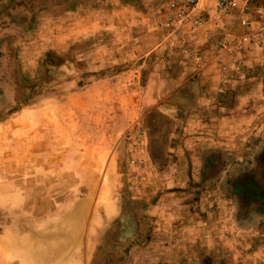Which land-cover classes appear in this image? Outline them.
I'll return each instance as SVG.
<instances>
[{"label":"crops","instance_id":"1","mask_svg":"<svg viewBox=\"0 0 264 264\" xmlns=\"http://www.w3.org/2000/svg\"><path fill=\"white\" fill-rule=\"evenodd\" d=\"M49 1L52 2L51 6H49ZM62 1L43 0L40 8L45 14L43 16L56 20L55 18L60 15L66 4L71 12H76L82 0ZM165 1L159 6L156 2L153 3L161 16L155 18L154 23L151 20L144 21L143 26L140 25V27H145V29H140L142 32L152 31L154 32L153 37L157 35L156 32L163 31L164 37L169 36V31L159 26L160 21H165L169 15H172L166 8L168 0ZM93 7L94 5L91 6ZM235 17H237L235 22H231L232 16H230L225 23L216 26V29L235 28L242 29L244 33L246 29L240 26L239 16ZM145 23L147 24L144 26ZM210 29L209 25H205L194 36L189 35L187 29H177L169 36L178 38L173 49L168 44V47L163 48L159 45L149 53V56L143 55L150 48L148 41L150 36L148 39L146 36L141 38L135 48L119 49L117 55L111 57H103L105 53L102 51L100 57L96 58L87 56L89 52L93 53L97 46L92 48L90 41L81 42L78 39L79 34L91 38L93 33L97 32L96 29H69L70 42L65 43L66 47L61 44L64 41L61 35L52 37V42H55L53 47L62 48V45L69 53L81 51L84 46L86 55L81 58L82 65L87 67L84 76L92 79V84L81 94H84L86 98L102 100L99 103L96 100V106L90 107L91 111L88 113L89 117L85 124V127L93 130L90 135L78 134L76 121L70 119L68 126L62 128L58 123H54L53 139L44 141L42 144L43 151L48 144L54 146L62 144L65 147L64 153L69 152V157L63 161L66 164H61V161H57L53 155H51L53 157H45V153L42 152L43 162L48 164L47 167L44 165L43 169L38 171L39 180L36 188L40 190L43 187L44 190L46 189L44 194H52V198L42 200V204L39 202V209L41 206L44 208L50 206L51 201L57 198L56 195L70 194L72 200L60 215L39 220L37 224V244L40 253L38 258L47 256L54 261L62 258L63 261L60 264H75V259H81L82 264H126L129 257L135 259L136 253L144 250L141 243L154 242L157 244L167 241V238L164 239L160 235L163 233H161L163 229H160V226L168 225L169 213L176 209L174 205H171L173 203L169 205V199L177 195L186 198L187 201L183 203L187 204L186 206L191 203L197 208H203L204 202H208L209 208H212L220 203L210 195L223 193L228 198L237 201L239 209L264 210V99L257 92L237 90V83L242 84L239 82L252 81L256 78V80L263 79L264 73L259 77L253 74L247 79L248 69H245L246 65L242 63L245 69L244 80L239 81L235 72L229 70L222 85L221 67L214 61L217 51L206 39V35L211 32ZM13 30L15 29H9L8 32ZM59 30L57 29L55 33L59 34ZM103 30L101 33L110 29ZM1 34L0 40L2 41L6 34L2 32ZM218 34L220 32H216V38H222ZM71 38L74 39L71 40ZM15 39H12V46H16ZM30 44L32 46L33 43ZM201 44L207 53L204 51L200 53L202 59L207 62L204 68H200L196 62L188 61L187 57L181 54L182 49L189 48L194 52L196 46L200 47ZM244 53L249 52L245 49ZM174 54H180V57ZM70 60L73 62V58ZM224 60L227 64L238 58L234 59L233 54H227ZM246 61L249 60L246 59ZM241 62L244 61L241 59ZM251 62L252 60L249 64L253 66ZM262 62L264 64V59ZM107 70L113 72L111 78ZM99 77L100 80H98ZM95 80L105 83L106 86L93 87ZM0 81H2L1 77ZM7 81L12 82L10 78ZM123 81L125 82L122 83ZM1 88L0 92H4L8 98L12 97V94L6 93V89ZM108 98L111 100H106ZM127 99L130 106L126 107L124 103ZM111 102L115 103L110 104ZM4 111L0 107V114ZM135 121H138L143 129V135L139 138L137 147L138 159L144 162L142 171L140 170L139 173L131 166L127 168L129 153L126 154V152H129L130 145L121 140L129 125ZM56 137L61 140H55ZM236 148L240 150L241 160L249 162L246 168L238 173L228 174L227 177L233 180L227 187L215 186L209 191L205 189L206 185L221 176L222 165L226 161L224 153L227 152L225 150L235 151ZM172 162L181 163L180 168L175 164L169 166V169L164 166L165 163ZM195 162H198L196 167ZM101 168L108 171L109 180L106 188L115 193L116 190L120 191L121 194L116 193L117 196L101 206L99 210L103 217L94 215V223L89 224L88 227L91 229L94 224L100 226L98 234L93 237L94 244H92L91 237L88 239L79 237L83 240V247L77 248V238H73V235H76V230L80 225L82 228V221L88 209L87 205L90 204L89 198L93 200L94 195L101 193L105 188H103L104 183L99 190L95 189L92 181L88 183L89 178L93 180L99 176ZM126 172H128L127 179L134 177L133 180H136L142 177L140 190L136 195L129 196L127 199L134 207L126 205L127 201L124 197L126 192L122 184L123 175ZM61 176L67 178L63 184L58 182ZM162 178H173L180 181L189 178L197 180H193L191 185L188 183L184 189L182 188L183 190L173 191L176 188L173 187L172 190L169 183L163 186ZM251 178L257 179L255 184L259 185L257 186L259 192L248 191L250 182L247 179ZM50 180L53 181L52 188L48 187ZM177 180L171 181L172 184L178 182ZM157 182L161 184L157 185ZM82 187H85V193L78 197L76 194ZM193 195L197 198H192ZM205 195L208 196H206L207 199L204 198ZM150 202H152L151 205H149ZM134 209L137 210L135 213ZM82 210L85 212L79 215V211ZM126 210L132 211L133 214H129ZM146 215L152 217L145 219L143 216ZM62 225H64L63 228H61ZM196 225L203 224L197 221ZM148 226L157 228L151 230L149 234L144 228ZM198 236H200L199 231L193 236L191 233L186 232L185 235L182 232L177 235V239L172 241L200 242L201 239ZM85 242H88V245Z\"/></svg>","mask_w":264,"mask_h":264},{"label":"rangeland","instance_id":"2","mask_svg":"<svg viewBox=\"0 0 264 264\" xmlns=\"http://www.w3.org/2000/svg\"><path fill=\"white\" fill-rule=\"evenodd\" d=\"M63 1L66 2V0ZM164 1L82 0L81 6L76 9V12H71L68 4L64 5L60 15L54 20V18L43 16L45 14L40 10L43 0H0V35H2L1 32L6 34L5 39L0 40V77L2 78L0 88L2 87L1 89H6V93L12 94V97L8 98L4 92H0V107L3 111L5 110L0 114V264H60L63 261L62 258L54 261L47 256L38 258L40 253L37 244V224L43 218L58 216L64 212L72 200V195H56L57 198L55 201H51L50 206L45 208L41 206L39 209V202L42 204V200L50 198L52 194L45 195L46 189L44 190L42 187L37 190L36 186L39 180L38 171L42 170L44 165L47 167L48 164L43 162V153H45V157L53 155L57 161L64 164L63 161L69 157V152L64 153L65 147L62 144L60 146L48 144L43 151L42 144L44 141L53 139L54 123H58L62 128L68 126L70 119L76 121L79 129L78 134L90 135L93 130L85 127L89 117L88 113L91 111L90 107L96 106V100L98 103L102 100L86 98L83 96L84 94H81L85 88H90L88 86L92 84V79H87L84 76L87 68L82 65L81 59L86 55L84 46H82L81 51L69 53L68 50H64L62 45V48L53 47L55 42H52V37L61 35V39L64 40L61 44L66 47L65 43L70 42L68 38L69 29H96L97 32H94L91 38L87 36V39L82 34L78 36L81 42L90 41V47L95 48L97 46L93 53L89 52L90 54L87 56L96 58L100 57L102 51L105 53L103 57H111L117 55L119 49L135 48L141 38L146 36L148 39L150 36L148 40L150 48L143 55L149 56V53L153 52L156 46L168 47L172 39L176 43L178 40L177 37H164L163 31L156 32L157 35L152 37L154 32H142L140 30L145 29V27H140V25L143 26L144 21L151 20L154 23L155 18L161 16L153 3L156 2L159 6L166 2ZM84 2L88 4L90 2V6ZM49 3L51 6L52 2L49 1ZM92 5H94L93 8H91ZM262 5V1L253 2L252 16L254 20L264 13L261 8ZM236 18L232 16L231 22H235ZM9 29L15 30L8 32ZM57 29H60L59 34L55 33ZM103 29L110 30L101 33L104 31ZM210 31H214L215 34L220 32L218 35L222 38L228 33L242 34V29L235 28L210 29ZM13 38H16L14 41L16 46L11 45ZM73 39L71 38V40ZM193 41L195 42V40ZM30 43H33L32 46ZM246 50L249 53L245 54V50H243L234 53L233 57L234 59L238 58L236 61L241 62V59L244 61L242 63L244 66L246 65L245 69H248L246 78L253 74L259 77L264 73L262 62L264 48L251 47ZM191 51L193 52V50ZM203 51L205 52V49L201 44L200 47L196 46L194 52L203 53ZM174 56L180 57V54H174ZM70 58H73V62H70L72 61ZM246 59L252 60L253 66H250ZM112 73L107 70L110 78ZM7 77L12 82H8ZM256 79L237 81L242 83H237V90L254 91L264 99V78ZM95 81L93 87L106 86L103 82ZM128 84L131 86L130 83ZM106 100H111V98ZM114 103L111 102L110 104ZM124 104L126 107L129 105L128 99ZM74 109H76V113H74ZM142 135L143 129L138 121H135L129 125L121 139L130 145L128 147L129 152H126V154L129 153L127 168L131 166L138 173L140 170L142 171L144 165V162L138 159L139 151L137 150L139 138ZM58 139L55 138V140ZM51 143L53 142L51 141ZM222 149L226 148L222 147ZM237 149L235 151L225 150L229 155L224 153L226 161L222 165L221 176L206 185L205 189L209 191L215 186L227 187L233 180L227 175L238 173L246 168L245 166L249 162L241 160L240 150ZM172 164L178 168L181 166L179 162L165 163L164 166L169 169ZM197 165L198 162H195V167ZM125 166L126 163L123 166L124 172ZM127 173L123 175L122 185H124L126 192L124 197L127 201L126 205L134 207L127 199L129 196L136 195L140 190L142 177L140 179L138 177L136 180H133L134 177L127 179ZM107 175L108 171L101 168L98 177L93 180L88 179L89 184L91 181L94 183L96 190H99L104 183L103 188L105 187V190L103 189L104 191L94 195L93 200L89 198L90 204L87 205L88 209H86V216L82 221V228L80 225L76 230V235H73V238H77V248L83 247V240H80L79 237L81 239L91 237L92 244H94L93 237L98 234L100 226L94 224L93 229H91L88 227L89 224L93 222L94 215L103 217L99 210L101 206L106 205L112 197L121 194L120 191L116 190V194L115 191L106 188L109 180ZM61 177L60 180H57L63 184L67 178ZM173 180L176 181L177 179L162 178L161 181L163 186L169 183L172 190L173 187L176 188L173 191H178L177 189H184L188 183L191 185L193 180L197 179L177 180L178 182L172 184L171 181ZM256 180L255 178L247 179L250 182L248 191H260L257 187L259 185L255 184ZM50 181L51 186L53 181ZM58 182L57 184H59ZM158 184L161 183L157 182ZM50 186L48 187L52 188ZM84 193L85 187H82L79 188L76 195L80 197ZM206 196L204 198L207 199L208 196ZM210 197L216 198L220 203L217 204L218 207L215 204L209 208L208 202H204L203 208H197L191 203L186 206L187 204L183 203L187 200L181 195L169 199V205L173 203L171 205H174L176 209L170 211L168 225L160 226V229H163L161 231L163 233L160 235L164 239L167 238V241L157 244L154 242L141 243L144 250L136 253L135 259L129 257L126 264H264V210L239 209V203L223 193L211 194ZM192 198L196 199L197 197L193 195ZM210 201L212 200L210 199ZM139 210L142 211V209ZM126 211L133 214L137 210ZM83 212L85 211H79V215ZM143 217L146 219L152 216ZM197 221L203 225L197 226ZM63 227L64 225L61 226V228ZM88 228L91 230L89 233ZM144 228L150 234L151 230L157 227L148 226ZM197 231H199L200 242L172 241L178 238L179 233L183 232L186 235L187 232L193 236ZM85 243L88 245V242ZM80 260L75 259L74 263L82 264V260Z\"/></svg>","mask_w":264,"mask_h":264},{"label":"built area","instance_id":"3","mask_svg":"<svg viewBox=\"0 0 264 264\" xmlns=\"http://www.w3.org/2000/svg\"><path fill=\"white\" fill-rule=\"evenodd\" d=\"M255 1H262L261 8L264 10V0H168L166 8L172 15L165 21H160L159 26L167 29L169 36L177 29H187L189 35L194 36L205 25L216 29V26L225 23L230 16L238 15L240 26L246 29L244 33H228L220 40L216 38L215 32L211 31L206 35V39L217 51L214 61L221 67L222 85L229 70H233L237 79L243 81L245 69L242 62L232 60L225 64L224 59L227 54L238 53L247 48H264V13L254 20L252 9ZM175 45L176 41L172 39L169 46L173 49ZM182 53L188 61L196 62L200 68L207 66L200 53L192 52L188 48H184Z\"/></svg>","mask_w":264,"mask_h":264}]
</instances>
